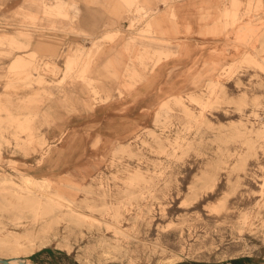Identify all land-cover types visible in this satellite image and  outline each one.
<instances>
[{
    "label": "rangeland",
    "instance_id": "374dc122",
    "mask_svg": "<svg viewBox=\"0 0 264 264\" xmlns=\"http://www.w3.org/2000/svg\"><path fill=\"white\" fill-rule=\"evenodd\" d=\"M54 1L0 0V19L12 27L0 35L22 42L19 48L0 45V259L13 264L18 258L38 264H264V0H237L235 15L228 16L222 12L230 13L234 0H223L230 5L219 10L215 25L231 31L234 54L213 66L206 84L168 99L152 124L124 142L101 146L93 169L80 174L54 166L57 175L46 177L41 187L37 176L47 158L41 167L34 158L57 146L40 136L34 113L41 103L35 99H49L67 80L85 81L91 65L86 68L81 57L66 73L58 40L69 42L70 54H79L86 42L90 47L102 39L81 37L72 22L75 13L55 12ZM175 1L162 4L171 8ZM151 11L125 10L124 15H135L120 19L96 57L124 33L134 34L133 42L167 44L150 38ZM16 55H25L29 63L11 71ZM92 94L98 96L94 89ZM27 143L32 147L21 148ZM25 177L36 179L30 191ZM74 178L84 180L76 186ZM49 198L72 207L56 209Z\"/></svg>",
    "mask_w": 264,
    "mask_h": 264
},
{
    "label": "crops",
    "instance_id": "0c3cea01",
    "mask_svg": "<svg viewBox=\"0 0 264 264\" xmlns=\"http://www.w3.org/2000/svg\"><path fill=\"white\" fill-rule=\"evenodd\" d=\"M64 1L76 3L74 29L89 40L116 32L121 18H126L123 21L126 22L135 15H124L125 10L117 0ZM139 1L152 10L147 18L154 34L150 38L162 39L167 44H141L132 41L134 34H121L91 62L85 81L67 80L64 89L49 99H35L41 103L34 113L40 136L48 146H57L37 177L56 176L54 166L78 170L80 174L93 169L101 146L124 142L140 127L152 124L161 102L202 87L213 66L226 62L234 54L231 31H221L215 25L219 10L224 5L228 7L229 1L176 0L171 8L164 6L163 0ZM155 51L168 56L153 66ZM137 59H144V63L139 64ZM138 76L140 80L135 82ZM92 89L98 93L97 97ZM30 158L26 163H33Z\"/></svg>",
    "mask_w": 264,
    "mask_h": 264
},
{
    "label": "bare ground",
    "instance_id": "6f19581e",
    "mask_svg": "<svg viewBox=\"0 0 264 264\" xmlns=\"http://www.w3.org/2000/svg\"><path fill=\"white\" fill-rule=\"evenodd\" d=\"M117 2L119 4V6L121 8H123V10H130L131 8H135L136 11H141V10L146 9L145 6L141 5V3H140L139 0H117ZM238 6H239V2L237 0H234L232 2V10H230V13L228 11H223L222 12V15H225V16L232 15V14L235 15V11L237 10V7ZM51 7L55 10V12H58V13L63 14V15L66 14V13L68 14L70 12H71L70 14H72V15H73V13H75V17H74V20L72 22H74V25H76V15H77L78 9H77V5H76L75 2L70 1V4L69 3L67 4L64 0H55L53 2V4H51ZM67 9H68V12H67ZM147 23H148L147 26L150 28L149 30H151L152 28L150 26V21H148ZM211 33H212V31H211ZM211 33H210V35H211ZM114 35L112 33H110V32L103 34L101 37H99V38H102V39H100V40L94 39L92 41V44L90 45V47H86L84 49L83 48H79V50H77L79 52V54L78 53H75V52L73 54H70V52H71L70 50H72V47H71V49L69 48L70 49L69 50L70 52L67 50L65 53H62L61 52L62 45L65 44V42H64V40H58L59 43H60V45L58 44L60 46V49H59L60 55L59 56L62 55L61 57H64V59H65V62H64V67H65V70H66L65 72L68 73L72 69L73 65L77 62V60L79 58H81V57L87 63V65H86V68H87L88 67V64H91L92 60H94V58L96 57V55L100 51V49L102 47L101 42L103 40L108 39V38L110 39V37L113 38ZM5 43H9V44H11L13 46H17L18 48L22 45V42H21V40L18 37L12 36L10 34L9 35H7V34L6 35H0V45H3ZM75 48H76V46H75ZM33 53L34 52H29V54L26 55V56L31 57V55ZM67 54H70V55H67ZM80 54H81V56H80ZM167 56H168L167 53H164V52L155 53L154 56H153L154 57L153 66L157 65L160 61H162V59L167 58ZM28 63H29V61L25 58V55H16V57L14 59H12V61L10 62L9 67H10V70L11 71L22 70V69H24V68L27 67ZM53 68L58 69V67L56 66V63H53ZM128 75H130V73H128ZM130 78H132V77H130ZM139 79H140V76L137 77V80L135 82L139 81ZM135 82L134 81L131 82L130 83V86H132V83H135ZM176 97H182V96H176ZM167 100H164L163 102H161L159 104V106L157 107V109H156V111L154 113V118L155 117H158V113H159V110L158 109L161 108V107H163L164 105H166ZM99 114H101V112ZM21 146H22L21 148H26V147L29 148V147H32V145L31 144H28V143L27 144H23ZM50 147H53V146H50ZM51 152H52L51 151V148H48L44 152V155L41 158H38L36 160L37 161V167H38V165H39V167H41L44 164L43 162H45V159L47 158V156H49L51 154ZM41 162L43 163L42 165H41ZM100 164H101V162H100ZM75 176L79 177L78 175H75ZM4 179H6V178L3 177L2 180H4ZM35 180L36 179L28 178V177L23 178V181H24V185H25L26 190H29L30 189V187H31L30 185H32L33 182L35 183L36 182ZM37 180H38V184L41 187H45L46 186V184H47L46 177H42V178L37 179ZM71 180L74 183V185L77 186V185H81L80 183H81V181L84 180V178H80V179H78V178L75 179L74 178V179H71ZM6 181H8V180H6ZM9 181H10V179H9ZM56 189L59 190V191L60 190H63L62 186H60V185H58L56 187ZM34 197L36 199H38L39 196H38V194H35ZM16 198L18 200L21 198L20 193H17V197ZM49 201L55 202L54 205H53V207H56V209H59V208L62 209V208H68V207L71 208L72 207L69 204L60 203V202H57V201H55V200H53L51 198H49ZM56 209H53L52 208V210H54V211H56ZM68 210H72L73 211V209H68ZM62 215H63V213H62ZM15 245H16L17 249H21L22 248V244L20 242H18ZM0 261H2V260L0 259ZM7 263L8 264H13V262H11V261H9ZM15 264H32V263L30 261L26 260V259L25 260H21V259L18 258V259L15 260Z\"/></svg>",
    "mask_w": 264,
    "mask_h": 264
},
{
    "label": "built area",
    "instance_id": "2783aa9c",
    "mask_svg": "<svg viewBox=\"0 0 264 264\" xmlns=\"http://www.w3.org/2000/svg\"><path fill=\"white\" fill-rule=\"evenodd\" d=\"M12 29L11 24L5 19H0V31H8ZM65 44L62 45L61 52L65 53L69 49V42L64 40Z\"/></svg>",
    "mask_w": 264,
    "mask_h": 264
},
{
    "label": "water",
    "instance_id": "95a60500",
    "mask_svg": "<svg viewBox=\"0 0 264 264\" xmlns=\"http://www.w3.org/2000/svg\"><path fill=\"white\" fill-rule=\"evenodd\" d=\"M0 264H8L5 260L0 261Z\"/></svg>",
    "mask_w": 264,
    "mask_h": 264
},
{
    "label": "trees",
    "instance_id": "16d2710c",
    "mask_svg": "<svg viewBox=\"0 0 264 264\" xmlns=\"http://www.w3.org/2000/svg\"><path fill=\"white\" fill-rule=\"evenodd\" d=\"M234 264H236V263L234 262Z\"/></svg>",
    "mask_w": 264,
    "mask_h": 264
}]
</instances>
